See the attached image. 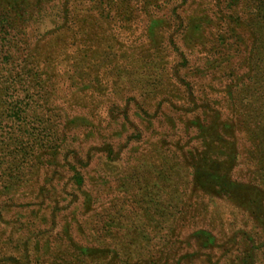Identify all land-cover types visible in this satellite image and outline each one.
Listing matches in <instances>:
<instances>
[{
  "label": "trees",
  "instance_id": "1",
  "mask_svg": "<svg viewBox=\"0 0 264 264\" xmlns=\"http://www.w3.org/2000/svg\"><path fill=\"white\" fill-rule=\"evenodd\" d=\"M152 1L0 0V221L17 205L13 196L26 185L28 174L34 177L42 166L60 168L55 172L59 182L70 173L65 186L71 184L80 192L84 213L96 211L94 196L86 188L87 169L97 155L105 157L106 164L118 161L120 128L153 127L159 120L169 134L181 123L185 137L196 134L194 142L173 152L184 162L181 167L191 178L192 191L229 202L249 224L223 241L209 230L194 231L193 239L185 242L186 254L172 264L185 259L187 264H264V0H215L184 18L176 12L170 17L151 16L145 40L126 42L136 35L137 12L148 15ZM48 21L52 26L46 25ZM177 28L182 47L193 50V58L181 52L174 39L166 45L168 32L171 38ZM32 29L56 38V46L37 43L33 47ZM64 61L67 70L62 68ZM135 96L139 101L131 120L128 104ZM60 99L77 112L56 104ZM151 108L161 112L160 119L150 116ZM76 134L92 140L89 151L68 144L69 139L77 141ZM101 142L103 146L95 144ZM69 151L72 154L64 156ZM243 155L251 169L241 180L234 172ZM161 165L175 170L169 159L163 158ZM166 167H156L158 179L167 173ZM41 192L47 193L45 188ZM41 192L45 199L48 193ZM53 192L55 197L65 193ZM162 192L170 195L166 205L154 200ZM178 195L182 197L176 188L171 193L159 188L145 212L163 210L168 213L163 217L173 220ZM41 210L42 214L31 212L34 218L22 211L25 226L42 227L48 218L45 208ZM94 217L100 218L101 226L98 234L94 230L83 235L87 244L72 235L67 223L56 239L45 237L52 233L46 229L36 231L45 242L41 245L38 240L35 250L29 248L30 241L22 245L6 241L4 246L1 241L0 264H39L40 259L52 257V264H170L168 260H174L164 251L155 258L160 249L157 238L147 256L119 251V247L127 250L124 244L138 242L118 244V204ZM159 227L158 223L153 229L157 235ZM146 228L147 223L130 225L140 245ZM92 241L97 245L88 244ZM179 244L170 239L165 250H182L183 240Z\"/></svg>",
  "mask_w": 264,
  "mask_h": 264
},
{
  "label": "rangeland",
  "instance_id": "2",
  "mask_svg": "<svg viewBox=\"0 0 264 264\" xmlns=\"http://www.w3.org/2000/svg\"><path fill=\"white\" fill-rule=\"evenodd\" d=\"M168 1L153 0L152 2L155 3L150 7V13L148 15L144 11H138V16H136L133 22L135 23L134 29L136 30V35L133 34L126 42H131L132 39L139 42L145 40V31L151 16L155 18L162 16L170 17L173 15V12H176L177 15L180 14L183 17L194 11L198 12L203 8L200 7L201 5L212 6L215 3V0H187L185 4H183V1L186 0H174L169 3ZM58 5L60 6L61 4L59 3ZM140 7H142V3H140ZM184 11L185 13H183ZM46 25L52 26V22L48 21ZM43 35L46 37L40 39ZM180 36L179 28H177L176 34L172 35L171 38L168 32L166 45L170 44L171 39H174L176 44L181 47V52L193 58V50L191 51L185 46L182 47L183 42ZM29 39L33 47L37 43H48L49 46L55 47L57 41L53 36L42 33V31L34 32L33 29L29 32ZM62 68L63 70L69 69L67 61L63 62ZM129 101L128 108L131 110L129 111V115L132 120V114H135V108L139 99L135 96ZM56 104L69 110L72 114H75L78 110L75 106H69L64 99L57 100ZM165 109L166 105L164 104L163 110ZM155 112L156 115L154 114ZM149 113L152 117L157 119L161 118V112L158 109L151 108ZM177 126L179 129L169 134L165 131L168 127L165 124H160L159 120L156 121L153 127L145 125L144 127L137 126V128L135 126L120 128L123 130V135L118 136V161L112 165L106 164L105 157L101 159L100 155H97L87 169L89 173L86 174V188L94 196V208L96 210L88 214L84 213L83 197L80 195V192L74 189L71 184L65 186V183L67 185V179H69L70 173H66L64 175L65 179L61 180V182L58 181L59 173L55 174V172L61 169L58 168L55 171L54 166H42L40 170L34 171L36 173L34 177L28 174L27 177L30 178L26 185L13 196L14 203H17V205H13L9 211H6L9 212L8 215L0 221L1 246H4L3 244H6V241H13V245H22L24 241H30L29 248L35 250V245L38 240L41 245L45 242L40 239L36 231L46 229L52 233L45 235V237L48 239H56L57 236L63 235L67 223H71V233L76 238H83L85 233L88 236L94 230L98 234L97 228L101 226L99 223L100 218L94 217V214L102 213L104 209L110 208L114 204H118V224L121 225L118 228V244L128 241L138 242V244L132 243L130 246L124 244L122 246H125L127 250H122L119 247V251L131 252V255L134 256H139L140 253L147 256L149 250L153 248L151 244L157 238V247L160 249L156 253L155 258L164 251L166 254L174 257V260H168L170 264L178 260L182 253L186 254V250L184 249L185 242L189 238L193 239L192 234L198 229L209 230L223 241L224 236H229L233 231L244 228L245 225L249 224V220L247 217L242 218L241 212L236 210L229 202L221 199L211 200L208 197L204 198L192 191V184L188 183L191 178L185 174V169L183 170L182 168L184 162L179 158L178 154L174 155L173 152L177 151L176 147L186 148L189 142L195 139L196 134L190 133V137H185L180 129L183 125L178 123ZM148 127L154 130L155 133L152 134ZM75 138L77 141L72 142L69 139L68 144L75 148H83L85 152L87 150L89 151V148L94 145L92 140H84L85 136L83 134H76ZM164 141H166V145H163ZM95 144L103 146V142ZM70 154H72V151L65 152L64 156ZM163 158L169 159L170 164L175 166L174 171H169L166 166L161 165ZM60 160L61 164H64L61 157ZM156 167L158 170L161 168L165 170L166 167L167 173L158 179L157 172L155 171ZM250 169L251 164L243 155L234 172V177L242 180L248 176ZM170 184L175 187H170ZM42 188H45L48 193L45 199L39 195ZM159 188H161V191H163V188H166L169 193L176 188L182 195V197L178 195L177 214L176 217H173V220L163 217L168 214L167 212L164 213L163 210H160L159 214L157 211L155 212L154 208L148 209L149 211L145 212L147 207H152L153 201L151 198L153 193H156V191L159 192ZM53 189H58L59 193L61 191H65V193L58 194L55 197L56 195ZM47 193L43 192L42 195ZM169 196L168 193L164 194L162 192L161 195L157 193L154 200L166 205L170 200ZM55 199H57L56 203ZM43 207L48 218L46 223L39 229L30 224L29 226H25L27 222L21 216V212L27 210V214L29 215H31V212L42 214L41 208ZM31 216L34 218L33 215ZM145 223H147L146 235L144 242L140 245L136 232L130 229V225L133 224L136 226L137 224L142 225ZM158 223L160 224L159 228L161 230L157 235L153 229ZM171 224L172 226H170ZM170 239L176 241L177 246H180L181 244L179 243H182L183 240L182 250L177 249V247H174L176 250L172 252L165 250V244ZM82 242L87 244L85 238L82 239ZM88 244L97 245L96 241ZM136 244L137 247H135ZM10 252L8 250L7 254ZM187 262V259H185L181 264H187ZM52 263H55L53 257L49 260L40 259L39 262V264ZM201 263L207 264L204 262Z\"/></svg>",
  "mask_w": 264,
  "mask_h": 264
}]
</instances>
